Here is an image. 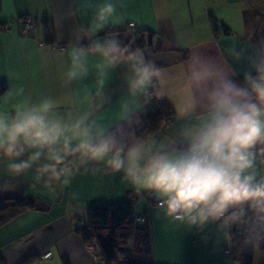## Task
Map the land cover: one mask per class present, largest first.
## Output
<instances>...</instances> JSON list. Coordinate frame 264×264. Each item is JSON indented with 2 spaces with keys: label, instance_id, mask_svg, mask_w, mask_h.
Segmentation results:
<instances>
[{
  "label": "crops",
  "instance_id": "obj_1",
  "mask_svg": "<svg viewBox=\"0 0 264 264\" xmlns=\"http://www.w3.org/2000/svg\"><path fill=\"white\" fill-rule=\"evenodd\" d=\"M257 1L113 0L117 15L105 27L97 28L96 10L104 0H0V108L9 109L7 93L23 86L25 95L34 100L41 95L55 97L64 105L61 111L72 116L87 112L105 128H120L129 138L136 136L134 129L123 124L133 119L143 122L151 109L148 99L129 95L126 65L109 66L99 54L89 52L87 75L71 83L65 76L75 48L90 49L108 37L119 39V34H102L107 28L124 29L135 22L139 30L154 34L153 45L142 51L165 73L166 95L153 97L168 101L176 113L173 124L153 137L180 146L182 129L199 118L185 108L187 88L181 74L189 57L203 53L227 69L230 48L251 41L244 12ZM26 17L51 20L56 45L45 43L43 24L25 33L22 22L15 21ZM212 18L219 24L216 31ZM222 24L231 30L230 36L224 34ZM236 67L242 70L240 65ZM101 69L106 75H100ZM2 87L6 91L2 92ZM261 161L264 156L257 158L258 169L264 171ZM91 167L51 194L35 180L34 169L15 177L9 172L8 161L0 158V197L40 202V210L24 211L0 227V255L5 264H23L28 258L31 261L26 264H105L98 246L85 243L76 230L84 225L90 207L126 200L134 201L135 215L146 218L151 233V253L141 259L154 264H240L216 225L198 231L174 223L157 208L153 193L137 191L122 172L113 173L103 165H95L93 172ZM48 252L52 256L44 258ZM252 264H264V255L253 258Z\"/></svg>",
  "mask_w": 264,
  "mask_h": 264
},
{
  "label": "clouds",
  "instance_id": "obj_2",
  "mask_svg": "<svg viewBox=\"0 0 264 264\" xmlns=\"http://www.w3.org/2000/svg\"><path fill=\"white\" fill-rule=\"evenodd\" d=\"M116 15L113 0H104L96 10V27H105ZM89 52L109 66L126 65L131 97L166 95L164 71L118 37L96 41L90 49L75 48L65 73L69 83L87 75ZM228 57L227 69L203 53L189 57L181 74L185 108L199 118L182 129L180 146L154 137L129 138L87 112L61 111L64 105L55 97L34 100L19 86L7 93L9 109L0 108V158L15 177L34 169L35 180L51 194L89 166L93 172L95 165L122 172L137 191L155 195L157 208L170 221L198 231L216 225L229 245L237 228L242 247L258 259L264 255V171L257 167V158L264 156V37L233 45Z\"/></svg>",
  "mask_w": 264,
  "mask_h": 264
},
{
  "label": "trees",
  "instance_id": "obj_3",
  "mask_svg": "<svg viewBox=\"0 0 264 264\" xmlns=\"http://www.w3.org/2000/svg\"><path fill=\"white\" fill-rule=\"evenodd\" d=\"M244 20L251 40L264 37V24L256 22L255 14L251 10L244 12ZM218 25L216 19L212 18V27L215 31ZM42 27L45 43L56 45V32L51 20L44 19ZM220 27L226 36L231 35L228 26L222 24ZM111 34H119L122 45L129 46L133 50L136 48L144 50L153 45L154 34L151 32L141 30L129 32L126 26L124 29L107 28L102 35ZM4 91L6 88L2 87V92ZM149 107L151 111L143 122L139 123L133 119L123 124L129 126L130 130L134 129L136 137H153L173 124L175 120V110L168 101L157 100L153 97L149 100ZM28 210H40V202L33 198L0 197V227ZM137 218L133 200L92 206L87 211V220L84 225L76 232L85 243H95L98 246L105 264H154L140 258L151 253L152 239L147 222L143 227H139ZM232 235L233 259L240 264H252L254 254L251 250L242 247L241 231L233 228ZM129 237L133 238L132 244L128 243ZM30 261L31 258H28L23 264ZM0 264H5L1 255Z\"/></svg>",
  "mask_w": 264,
  "mask_h": 264
},
{
  "label": "built area",
  "instance_id": "obj_4",
  "mask_svg": "<svg viewBox=\"0 0 264 264\" xmlns=\"http://www.w3.org/2000/svg\"><path fill=\"white\" fill-rule=\"evenodd\" d=\"M15 22H18V23L22 22L23 30L25 33H28L29 31L36 29L43 24L41 20L36 19V18H31V17L22 18ZM127 29L129 32H137L139 30L138 25L135 22H129L127 24ZM141 219L143 222H139ZM137 223L144 225L146 223V218L143 216L138 217ZM51 256H52V253L48 252L47 254H45L44 258H50Z\"/></svg>",
  "mask_w": 264,
  "mask_h": 264
},
{
  "label": "rangeland",
  "instance_id": "obj_5",
  "mask_svg": "<svg viewBox=\"0 0 264 264\" xmlns=\"http://www.w3.org/2000/svg\"><path fill=\"white\" fill-rule=\"evenodd\" d=\"M255 3L256 4H254L253 6L250 7V10L255 14L256 22L263 25L264 24V0H258ZM77 211H78V215L81 216V209L77 210ZM85 219H87V216ZM80 220H81V218H80ZM146 222H147V220H146Z\"/></svg>",
  "mask_w": 264,
  "mask_h": 264
}]
</instances>
